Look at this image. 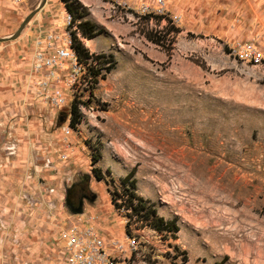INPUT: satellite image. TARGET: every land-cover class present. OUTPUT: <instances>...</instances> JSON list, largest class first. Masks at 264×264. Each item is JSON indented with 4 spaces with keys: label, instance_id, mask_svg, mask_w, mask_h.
<instances>
[{
    "label": "rangeland",
    "instance_id": "obj_1",
    "mask_svg": "<svg viewBox=\"0 0 264 264\" xmlns=\"http://www.w3.org/2000/svg\"><path fill=\"white\" fill-rule=\"evenodd\" d=\"M41 1L0 0V39ZM67 3L84 16L46 0L0 42V256H56L63 232L102 215L127 247L132 172L147 227L173 234L169 252L136 238L134 264H264V0ZM68 15L79 58L110 62L85 102L64 73L51 88L33 69ZM84 20L101 32L87 39Z\"/></svg>",
    "mask_w": 264,
    "mask_h": 264
},
{
    "label": "built area",
    "instance_id": "obj_2",
    "mask_svg": "<svg viewBox=\"0 0 264 264\" xmlns=\"http://www.w3.org/2000/svg\"><path fill=\"white\" fill-rule=\"evenodd\" d=\"M72 21V17L68 15L67 25H72L71 32L53 30L47 36V43L38 44L33 58V69L36 74L42 76L41 84L45 86L50 84L51 88L59 84V74L64 73V78L68 77L66 85L71 92V100L85 102L94 90L97 80L109 68L110 62L92 54L83 59L79 58L70 35L75 31L79 35L77 22ZM54 100L57 104L64 103L60 94ZM141 204L143 208L139 207L138 199H130L125 194L118 200V208L125 214V223L130 228V231L126 233L129 241L127 247L117 239L104 238L91 225L81 227L77 224L61 234L62 243L54 252L56 256H50L51 259L57 262L56 264H120L121 261L123 264H134L136 238L141 237L140 241L147 242L149 236L169 252V238L173 237L172 232H165V230L159 232L148 228L145 213L151 206L147 202ZM138 223L139 228H137ZM120 256H125V259L120 260Z\"/></svg>",
    "mask_w": 264,
    "mask_h": 264
},
{
    "label": "trees",
    "instance_id": "obj_3",
    "mask_svg": "<svg viewBox=\"0 0 264 264\" xmlns=\"http://www.w3.org/2000/svg\"><path fill=\"white\" fill-rule=\"evenodd\" d=\"M63 2L66 3V8H67L68 12L73 13L76 18H81L82 16H84V13L83 14H81V13L79 14L75 10V8L73 6H71V4H68L67 3V0H63ZM79 27L81 28L83 35L87 39H92V38H94L96 35H98L101 32L100 30H95V25L92 22H90L89 20L81 21L79 23ZM150 41L153 42L154 40L153 39H150ZM154 43H158V41H155ZM75 50L80 55V52H81L80 47H75ZM75 112H76V108L75 107H72L71 108V113L73 114V116H74V113ZM76 123H78V119L76 117L75 118H72V121H71L72 127H75ZM94 161H96V159H94ZM93 171H94V173H96V172H99L100 170L99 169H96V168H93ZM132 175H133V173L130 172L127 176H125L121 180V183L123 185H125V184L128 183L129 184V187L132 190H134V188H135L134 187V180H130V178L132 177ZM128 181H130V182H128ZM132 190L127 191L128 192V197L130 199H132V198L133 199H138V205H139V207L140 208H143V206L141 204L143 202V200L141 198L136 197V194ZM113 201H115V200H113ZM145 214H146V216H150V215L153 216L155 214V210L152 209V208H148ZM161 223L162 222H161L160 219L155 220L154 227L156 229H159L160 230L161 229ZM166 227H167L168 230H173L174 232L177 231V228L173 224H167ZM216 264H219V263H216Z\"/></svg>",
    "mask_w": 264,
    "mask_h": 264
},
{
    "label": "crops",
    "instance_id": "obj_4",
    "mask_svg": "<svg viewBox=\"0 0 264 264\" xmlns=\"http://www.w3.org/2000/svg\"><path fill=\"white\" fill-rule=\"evenodd\" d=\"M99 205L96 206H88L87 213L95 214L98 212H103L106 210H99ZM98 211V212H97ZM86 225H91L96 228L99 233L106 239H119L121 238L113 234V229L111 227V223L108 220V217H104L103 215L99 218V221H94L93 219H86ZM55 252V251H54ZM57 254V253H56ZM2 259V264H56L54 260L51 259L50 256H0ZM55 257V256H54ZM45 258V259H44Z\"/></svg>",
    "mask_w": 264,
    "mask_h": 264
},
{
    "label": "water",
    "instance_id": "obj_5",
    "mask_svg": "<svg viewBox=\"0 0 264 264\" xmlns=\"http://www.w3.org/2000/svg\"><path fill=\"white\" fill-rule=\"evenodd\" d=\"M46 4V0H42L41 1V3H40V5L38 6V8L35 10V11H33L25 20H24V22L21 24V26H20V28L18 29V31L13 35V36H11V37H9V38H4V39H0V42H5L6 40H14V39H16L17 37H19V35H20V33L22 32V30L24 29V26H25V24L38 12V11H40L43 7H44V5Z\"/></svg>",
    "mask_w": 264,
    "mask_h": 264
},
{
    "label": "bare ground",
    "instance_id": "obj_6",
    "mask_svg": "<svg viewBox=\"0 0 264 264\" xmlns=\"http://www.w3.org/2000/svg\"><path fill=\"white\" fill-rule=\"evenodd\" d=\"M90 43L88 42V45H89Z\"/></svg>",
    "mask_w": 264,
    "mask_h": 264
}]
</instances>
